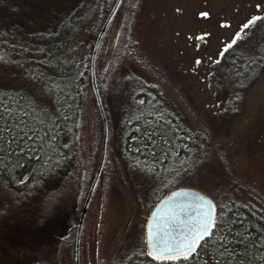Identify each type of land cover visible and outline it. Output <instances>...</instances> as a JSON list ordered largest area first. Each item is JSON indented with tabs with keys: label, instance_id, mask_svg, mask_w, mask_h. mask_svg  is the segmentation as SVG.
<instances>
[{
	"label": "rangeland",
	"instance_id": "rangeland-1",
	"mask_svg": "<svg viewBox=\"0 0 264 264\" xmlns=\"http://www.w3.org/2000/svg\"><path fill=\"white\" fill-rule=\"evenodd\" d=\"M251 2L122 0L95 54L107 139L101 171L81 222L78 264H111L133 247L146 246L147 218L164 195L163 184L147 187L130 178L119 157L115 110L109 98L112 86L102 84L106 76L117 84L127 72L143 75L152 95L170 105L187 128L203 133L208 160L191 179L197 187L191 181L185 187L204 192L215 206L232 199L249 203L264 216V72L239 96L235 107L228 104L221 126L215 123V111L225 106L226 95L211 92L209 86L213 60L235 37L230 48L256 51L247 44L256 35L255 23L245 28L251 19L247 10L254 8ZM98 27L78 43L90 50ZM88 83L82 117L85 155L82 151L77 155L71 178L37 202L28 185L0 180V264H75L79 215L103 150V121ZM131 90L123 85L122 93L114 95L116 101Z\"/></svg>",
	"mask_w": 264,
	"mask_h": 264
},
{
	"label": "trees",
	"instance_id": "trees-1",
	"mask_svg": "<svg viewBox=\"0 0 264 264\" xmlns=\"http://www.w3.org/2000/svg\"><path fill=\"white\" fill-rule=\"evenodd\" d=\"M114 1L0 0V101L10 108L0 120V128L8 126L0 143V180L28 185L36 202L71 178L77 155L84 153L82 117L94 43L89 50L78 40L99 25L97 36ZM251 3L254 8L247 13L260 19L254 22L256 35L247 44L256 51L227 48L219 56L223 64L215 63L209 72L211 92L226 95L227 104L215 111L218 126L228 104L235 107L239 96L264 72V0ZM131 73L117 84L107 76L102 83L112 86L109 98L115 110L116 144L130 178L147 187L163 184V194L190 181L197 187L191 179L209 155L203 133L187 128L170 105L150 93L151 84L143 75ZM123 85L132 90L116 101L114 95L122 93ZM215 208L220 226L189 260L157 261L140 245L111 264H216L221 235L237 254L233 264L237 259L259 264L256 257L264 254L260 247L264 216L249 203L232 199Z\"/></svg>",
	"mask_w": 264,
	"mask_h": 264
},
{
	"label": "water",
	"instance_id": "water-1",
	"mask_svg": "<svg viewBox=\"0 0 264 264\" xmlns=\"http://www.w3.org/2000/svg\"><path fill=\"white\" fill-rule=\"evenodd\" d=\"M121 1L122 0H115L112 6L110 7L109 11L107 12V15L97 33V36H96V39L93 45V49H92V54H91L90 81H91V88H92V91L94 93V97L96 100V105L98 106V109H99V112H100V115L103 121V126H104V135H103V143H102L103 150H102V156L100 159L98 169L86 193V197H85V200H84V203H83L80 215H79V221L77 224V232H76V239H75L76 240L75 264H78V244H79V234H80L81 222H82L85 210L91 199L92 193L94 191V188L96 186V183H97L100 171H101L103 158H104V152H105L106 139H107L106 118L103 112L101 98L98 92L95 72H94L95 54H96L99 42L107 26L109 25L110 21L113 19L115 13L117 12ZM208 203H211L212 205L215 206L211 197H209L204 192H201L191 187H178V188H175L165 193L155 203L146 221L145 244H146L147 250L148 251L150 250L148 247V243H147L149 232H151L153 236H158L161 239H163L167 235H171L176 229L179 228L180 220H188L190 218H193L195 215V211L199 208V206L200 205L206 206ZM215 212H216V208H215ZM165 225H167V228L165 227Z\"/></svg>",
	"mask_w": 264,
	"mask_h": 264
},
{
	"label": "snow or ice",
	"instance_id": "snow-or-ice-1",
	"mask_svg": "<svg viewBox=\"0 0 264 264\" xmlns=\"http://www.w3.org/2000/svg\"><path fill=\"white\" fill-rule=\"evenodd\" d=\"M135 7V5H133ZM259 7V5H257ZM201 16H207L208 13L201 12ZM260 19V17L252 16L251 19L247 21L245 28L252 25L255 21ZM240 33L237 32L236 36ZM235 43V41H232ZM225 49L231 47V43L224 46ZM218 55L223 56L224 52L218 53ZM3 57H0L2 60ZM196 64H200L201 61L197 59ZM213 63H219L218 60H213ZM10 108L5 106L2 101H0V120L4 119L5 113H9ZM8 126L5 125L0 128V143L4 141V133L7 131ZM19 135V133H17ZM31 139V137H28ZM15 142V140H13ZM19 151H24V149H19ZM221 213L223 209L220 210ZM220 225L217 221V214L215 212V206L211 203L205 205H200L195 211L193 218L188 220H180L179 228L176 229L171 235H167L165 238L161 239L158 236H153L149 232L148 236V247L149 251L147 255L153 257L157 261H179L183 259L184 261L189 260L198 251V245H202L205 238L211 240L212 236L215 235V229ZM167 228V225H165ZM219 252L216 264H233L232 258L236 257V253L230 250V244L227 242V237L221 235L218 240ZM260 247L264 248V240L261 241ZM260 249H257L259 253ZM245 256H247V249H245ZM228 258V259H225ZM256 260L259 264H264V254L258 255ZM236 264H246L245 261L239 259L236 260Z\"/></svg>",
	"mask_w": 264,
	"mask_h": 264
},
{
	"label": "flooded vegetation",
	"instance_id": "flooded-vegetation-1",
	"mask_svg": "<svg viewBox=\"0 0 264 264\" xmlns=\"http://www.w3.org/2000/svg\"><path fill=\"white\" fill-rule=\"evenodd\" d=\"M25 176H26V174H24L23 176H22V180L25 178ZM20 184H21V182H20ZM22 184H23V182H22ZM49 190V189H48ZM48 193H49V191H48ZM50 194V193H49ZM48 196H50V195H48Z\"/></svg>",
	"mask_w": 264,
	"mask_h": 264
}]
</instances>
